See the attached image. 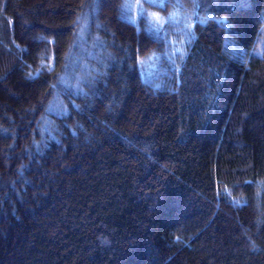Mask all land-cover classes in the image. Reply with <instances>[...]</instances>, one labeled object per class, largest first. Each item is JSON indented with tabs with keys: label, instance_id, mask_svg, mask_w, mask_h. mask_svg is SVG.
Listing matches in <instances>:
<instances>
[{
	"label": "trees",
	"instance_id": "trees-1",
	"mask_svg": "<svg viewBox=\"0 0 264 264\" xmlns=\"http://www.w3.org/2000/svg\"><path fill=\"white\" fill-rule=\"evenodd\" d=\"M124 2L0 0V264H264V0Z\"/></svg>",
	"mask_w": 264,
	"mask_h": 264
},
{
	"label": "rangeland",
	"instance_id": "rangeland-1",
	"mask_svg": "<svg viewBox=\"0 0 264 264\" xmlns=\"http://www.w3.org/2000/svg\"><path fill=\"white\" fill-rule=\"evenodd\" d=\"M138 1L139 0H126V2H124L125 10L127 9L128 12L131 13V15L137 14V12L139 11ZM153 20H155V17H153ZM140 62H141L140 63L141 64V71H142L144 79H148L150 81L149 83H158V81L155 77L152 78V74L156 73L154 70L152 57H148L146 59H143ZM73 73H74V70L70 71L69 74L63 78L62 82L68 83L71 80V78L75 77V75ZM82 73L85 74V72H82ZM75 79H77V77Z\"/></svg>",
	"mask_w": 264,
	"mask_h": 264
}]
</instances>
